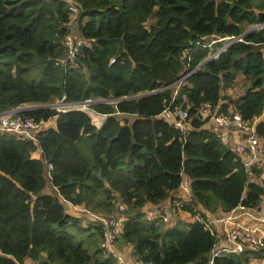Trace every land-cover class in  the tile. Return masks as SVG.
<instances>
[{
  "label": "trees",
  "instance_id": "16d2710c",
  "mask_svg": "<svg viewBox=\"0 0 264 264\" xmlns=\"http://www.w3.org/2000/svg\"><path fill=\"white\" fill-rule=\"evenodd\" d=\"M74 2L73 29L88 44L69 66L65 0H0V113L35 104L20 114L37 122L56 117L35 141L0 132V264H119L100 248L102 224L81 226L62 201L100 216L124 204L116 240L131 245L137 262L209 264L216 238L203 223L163 229L143 207L166 200L184 180L191 200L179 207L191 215L260 206L264 171L247 169L234 146L204 127L209 115L199 108L226 113L232 104L250 123L263 112L264 25L247 27L264 23V0ZM212 35L242 40L208 59L224 43L209 46ZM32 70L37 78H28ZM186 71L173 94L168 86ZM239 74L249 79L245 92L222 96ZM56 99L91 100L88 107L107 117L96 126L83 110L46 105ZM174 106L187 108V128L160 116ZM254 126L264 141V121ZM36 149L41 159L31 156ZM44 164L57 194L44 192ZM70 227L87 232L91 243L77 240ZM250 257L264 259V247L216 256L212 264H246Z\"/></svg>",
  "mask_w": 264,
  "mask_h": 264
},
{
  "label": "built area",
  "instance_id": "2783aa9c",
  "mask_svg": "<svg viewBox=\"0 0 264 264\" xmlns=\"http://www.w3.org/2000/svg\"><path fill=\"white\" fill-rule=\"evenodd\" d=\"M65 2L67 3V9L69 11V20L66 25L70 31L65 35V38L63 40L66 48V60L64 64L66 63L69 64V66H72L75 64L76 54H78V52L80 51V47L84 44H88V41H85L84 38L75 35L76 30L73 29L78 13V6L74 2V0H65ZM263 25L264 23L257 24L255 25V28H260ZM206 38H208L209 46L214 42L224 41L221 47L208 54V59L216 58L218 54L231 43L242 40L241 36L219 37L217 35H212ZM113 61L114 59H111L110 63ZM188 73L189 72L186 71V73L182 77L174 82V84L177 83V88L179 87L178 83L180 84ZM176 92L177 90L175 89L174 94H176ZM74 108L77 109L76 107L67 109ZM22 111L23 110H20L16 107L0 113V132L14 134L18 137L35 141V136L40 131L41 125L46 123L47 121L37 122L31 117L20 114ZM199 113L202 117H206L209 115L207 122L211 121L215 125V127L219 126L234 128L238 132L239 138V140L234 144V149L239 154V157L243 161L244 166L247 169L256 167L264 171V144L261 138L255 132V122L250 123L248 121H244L241 118L240 113L233 107L232 104L229 105L228 111L226 113H217L216 111L211 113L210 106L208 104H203L199 108ZM160 116L164 120L173 123L180 129H185L189 126L187 108H184L182 106H174L173 108L167 107L165 108V110H163ZM48 168L49 170H51L50 165H48ZM263 176L264 173L261 175V177ZM237 207L247 208L241 205H238ZM260 207L257 208L259 209ZM124 208V204L116 202V214L101 216L98 221L102 224L103 227V239L100 242V248H102L106 253L113 256L119 264H126L123 256L114 250V246L117 241L116 239L123 228L124 217L122 213ZM258 211L261 212L260 214H258L259 224H264V208H260ZM172 215L173 211L171 206L169 205L155 208L151 212L146 213L147 219H158L163 222H168L171 219ZM247 215L254 217L250 212H247ZM191 217L193 221L203 223L205 228H207L210 233L216 238V244L210 254L209 264L213 263V258L216 256H221L227 253H240L246 249L254 251L264 247V232H262L261 235L258 234V227H256V232H254L253 229H250L245 225H234L227 228L226 230H223V233H221L220 231H216L215 227H212L207 219L200 213L197 212L191 215ZM216 220L220 222L222 221V218L218 217L215 219V221ZM24 264L36 263H32L31 261H29L28 263ZM135 264L150 263L136 261Z\"/></svg>",
  "mask_w": 264,
  "mask_h": 264
},
{
  "label": "crops",
  "instance_id": "0c3cea01",
  "mask_svg": "<svg viewBox=\"0 0 264 264\" xmlns=\"http://www.w3.org/2000/svg\"><path fill=\"white\" fill-rule=\"evenodd\" d=\"M239 77L244 81L245 77L242 74L237 75L235 79V83L232 86L221 90L222 96L226 98L230 97L232 99H237L239 96H241L244 93L245 89L242 92L241 91L236 92L233 89V86H235V84L238 83ZM230 92L233 95L229 94ZM222 101H226V99H222ZM90 110L92 111V113H94L92 117H94L98 121L96 122L97 124H94L93 123L94 121L92 123L94 125L100 126L105 121L107 115L96 113L92 109ZM259 121H264V110L261 113V115H259L258 117L254 119L255 123ZM52 123L50 124L49 127L54 128L55 126H53ZM204 127L218 132L219 135L221 136V139L224 142L229 143L232 146H234V144L239 140L238 132L232 127H219V126L215 127V125L211 121L210 122L208 121L207 123H205ZM263 144H264V141H263ZM31 156L36 159H41V151L39 149H36L31 153ZM49 173H50V170L48 168V165L44 164V175H46L45 178L48 179V181H46L44 192H47L50 194H57L55 187L50 182ZM172 197L175 198L173 201H171ZM190 200H191V192L189 188V183L186 180H184L182 184L180 185V187L176 190H173L170 193V196L166 200L158 204L147 203L143 207V211L146 214L148 212H151L155 208H158L164 205H169L172 208L173 215L171 219L167 222V225L172 226L176 222L181 221L184 224L183 226H185L187 223H190L193 220H192L191 214L186 211H182L179 206L182 203H189ZM62 205L64 209L66 210V212L76 216L77 218L84 217V218H88L89 220L96 221V222L99 221V219L101 218V216H98L94 213L87 211L82 206L81 207L73 206L68 201H62ZM260 206H259L260 208H264V199L262 200ZM259 209L258 208L237 207L227 212H223L220 209H217L215 212H204V217L207 219V221L210 223L212 227H215L216 231H220L221 233H223V230H226L227 228L231 226L245 225L249 227L250 229H253L254 232H256V227H258L259 230H257V233L261 235L262 232H264V224H259L258 214L261 213L258 211ZM247 212H250L254 217L248 216ZM218 217H221L222 221L220 222L217 220L215 221V219ZM114 247H115L114 250L123 256L126 264H128V260L130 261V263H133V264L136 263L135 258L132 257L131 255L132 253L131 245L124 244V243L117 244V241H116ZM28 262H29L28 260H25V263H28ZM246 264H264V259L258 258V257H250L249 261Z\"/></svg>",
  "mask_w": 264,
  "mask_h": 264
},
{
  "label": "rangeland",
  "instance_id": "374dc122",
  "mask_svg": "<svg viewBox=\"0 0 264 264\" xmlns=\"http://www.w3.org/2000/svg\"><path fill=\"white\" fill-rule=\"evenodd\" d=\"M254 2L255 3H257V0H254ZM153 17L151 16L150 17V19L148 20V22H147V26H149V23H151V22H153ZM247 28H249V29H247V30H251V29H254L255 28V25H252V26H248ZM39 76V70H32V71H30V73L28 74V78H37ZM180 77H182V76H180ZM244 83V84H243ZM174 85V84H173ZM173 85H170V86H168V87H170V88H172L173 89V87L176 89L177 88V85H176V87L175 86H173ZM248 85H249V79H248V81L244 78V81L239 77V81H238V83H236L235 84V86H233V89L236 91V92H242L244 89H246L247 87H248ZM175 89H174V91H175ZM174 91H173V94H174ZM244 92H245V90H244ZM229 94H231V95H233L231 92L229 93ZM114 100H111L110 102H113ZM61 104H66L65 103V101H63L62 99L60 100V99H56V100H54V101H52L51 103H49V104H46V105H49V107L51 106V107H53V108H55L56 110H59V111H63V110H65V109H67V108H71V107H76V108H81L83 111H85L87 114H89V116H90V119H91V121L94 123V124H97L96 122H98L97 121V119H95L94 117H92L93 115H94V113H92V111L90 110V108L88 107V105H86V106H82V105H80V106H74V105H71V106H68V107H58V106H60ZM37 105H35V104H24V105H20L19 107H17L18 109H20V110H26V109H30V108H34V107H36ZM66 106V105H65ZM96 116H98V115H96ZM116 116H118L119 117V115H116ZM121 116H123L124 118H127L129 121H131L132 120V118H129V117H127L126 115H120V117ZM53 122V123H52ZM55 122H56V117H52V118H50L46 123H44V124H42L41 125V127H40V130H42V129H46V128H49V126H50V124L52 123V125L53 126H56L55 125ZM97 126V125H96ZM34 139V138H33ZM82 149H83V151L85 152V153H87V154H89V149H88V147H87V145H83L82 146ZM49 175H50V173H49ZM46 176V175H45ZM46 179V181H48V179L47 178H45ZM261 180H264V179H259L258 181L260 182ZM116 214V210L114 211V213H113V215H115ZM81 219V221H80V224H81V226H83V227H87L88 225H94L93 223V221L92 220H89L88 218H84V217H82V218H80ZM166 227H169L168 225H167V222H164L163 223V225H162V228L164 229V228H166ZM68 231L70 232V233H72L73 235H75L76 236V238H77V240H83L84 242H85V244L86 245H88L89 243H91L90 242V238H88V235H87V232H80V230L79 229H76V228H74V227H70V228H68ZM119 243H121V241L120 240H118L117 241V244H119ZM117 261V260H116ZM118 262V261H117ZM128 264H133V263H130V261L128 260Z\"/></svg>",
  "mask_w": 264,
  "mask_h": 264
},
{
  "label": "water",
  "instance_id": "95a60500",
  "mask_svg": "<svg viewBox=\"0 0 264 264\" xmlns=\"http://www.w3.org/2000/svg\"><path fill=\"white\" fill-rule=\"evenodd\" d=\"M185 73V72H184ZM183 73V74H184ZM182 74V75H183ZM172 85V84H171ZM139 96H141V95H139ZM66 104V106L64 105V104H61L60 106H58V107H68V106H71V105H74V106H80V105H83V106H86V105H88V104H90L91 103V100H85V101H80V102H65ZM77 109H80V110H82L81 108H77Z\"/></svg>",
  "mask_w": 264,
  "mask_h": 264
}]
</instances>
